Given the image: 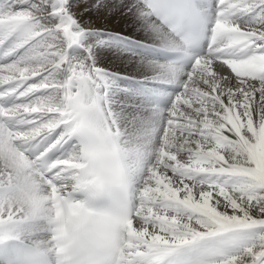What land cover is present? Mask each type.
I'll return each instance as SVG.
<instances>
[{
	"label": "snow or ice",
	"instance_id": "6c2138e0",
	"mask_svg": "<svg viewBox=\"0 0 264 264\" xmlns=\"http://www.w3.org/2000/svg\"><path fill=\"white\" fill-rule=\"evenodd\" d=\"M126 7L178 36L195 15ZM80 35L66 0H0V238L41 216L56 264H264V0H216L194 55L169 41L190 62L162 66L180 89L135 140Z\"/></svg>",
	"mask_w": 264,
	"mask_h": 264
},
{
	"label": "bare ground",
	"instance_id": "6f19581e",
	"mask_svg": "<svg viewBox=\"0 0 264 264\" xmlns=\"http://www.w3.org/2000/svg\"><path fill=\"white\" fill-rule=\"evenodd\" d=\"M215 1L198 0L208 15L214 11ZM55 2L63 4L65 0ZM133 3L135 0H66L81 32L75 43L84 49L80 55L71 54L69 50L67 54L77 60H89L100 69L99 90L102 96L104 93L109 96L107 105L110 119L116 121L123 138L135 140L144 134L143 128L150 125L158 113L169 107L180 85L161 73L162 66L169 64L146 57L135 49L134 43L138 41L168 47L171 44L169 41L177 40L152 17L145 19L136 8L126 7ZM43 19L50 22L47 16ZM165 35L168 39H165ZM75 43L71 46L75 47ZM123 51L125 54L121 53ZM159 81L176 86L177 91L171 93L162 84L153 87L154 82ZM138 85H144L151 91L142 92ZM152 92L161 96L162 104L151 98ZM46 224V219L34 216L18 222L13 228L17 234L12 231L8 236L41 246L49 236ZM0 264L4 263L0 261Z\"/></svg>",
	"mask_w": 264,
	"mask_h": 264
},
{
	"label": "rangeland",
	"instance_id": "374dc122",
	"mask_svg": "<svg viewBox=\"0 0 264 264\" xmlns=\"http://www.w3.org/2000/svg\"><path fill=\"white\" fill-rule=\"evenodd\" d=\"M97 37H100V35L99 36H97ZM75 47L73 46H70L69 47V52L71 53V54H76V55H80V52H83V47L80 45H78V43H75ZM78 48H79V50H78ZM81 49V50H80ZM111 51H113V50H111ZM77 52V53H76ZM79 52V53H78ZM121 53H124L125 54V51H123V52H121ZM127 54V53H126ZM84 55L85 54H83V57L82 58H84ZM74 59H77V58H74ZM15 229H13L12 231H14ZM15 232V231H14ZM16 234H17V232H15ZM25 238V237H24ZM26 239V238H25Z\"/></svg>",
	"mask_w": 264,
	"mask_h": 264
}]
</instances>
